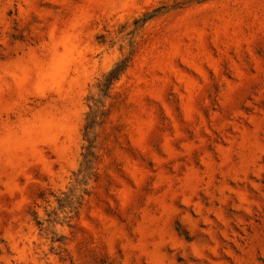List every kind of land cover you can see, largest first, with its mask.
Masks as SVG:
<instances>
[{
	"label": "rangeland",
	"instance_id": "obj_1",
	"mask_svg": "<svg viewBox=\"0 0 264 264\" xmlns=\"http://www.w3.org/2000/svg\"><path fill=\"white\" fill-rule=\"evenodd\" d=\"M0 264H264V0H0Z\"/></svg>",
	"mask_w": 264,
	"mask_h": 264
}]
</instances>
